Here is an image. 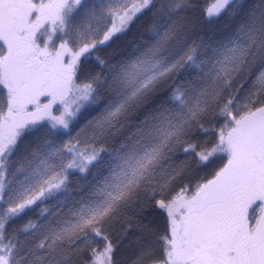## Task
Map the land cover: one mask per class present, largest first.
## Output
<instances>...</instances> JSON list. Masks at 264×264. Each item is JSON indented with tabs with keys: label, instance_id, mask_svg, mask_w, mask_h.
Listing matches in <instances>:
<instances>
[{
	"label": "snow or ice",
	"instance_id": "snow-or-ice-1",
	"mask_svg": "<svg viewBox=\"0 0 264 264\" xmlns=\"http://www.w3.org/2000/svg\"><path fill=\"white\" fill-rule=\"evenodd\" d=\"M0 264H264V0H0Z\"/></svg>",
	"mask_w": 264,
	"mask_h": 264
},
{
	"label": "trees",
	"instance_id": "trees-1",
	"mask_svg": "<svg viewBox=\"0 0 264 264\" xmlns=\"http://www.w3.org/2000/svg\"><path fill=\"white\" fill-rule=\"evenodd\" d=\"M197 2L201 8H204L207 5H210L212 3V0H197ZM133 250H134V245L132 241L130 240L128 243V246L124 249L122 254L125 256V258H127L128 256L132 255Z\"/></svg>",
	"mask_w": 264,
	"mask_h": 264
}]
</instances>
